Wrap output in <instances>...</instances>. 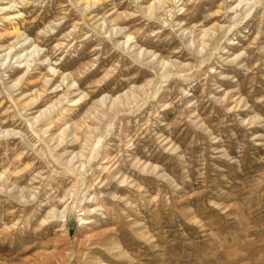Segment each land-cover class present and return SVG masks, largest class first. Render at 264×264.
Returning a JSON list of instances; mask_svg holds the SVG:
<instances>
[{"label":"rangeland","instance_id":"374dc122","mask_svg":"<svg viewBox=\"0 0 264 264\" xmlns=\"http://www.w3.org/2000/svg\"><path fill=\"white\" fill-rule=\"evenodd\" d=\"M17 1V19L0 14V264H264V0L238 12L237 0H102L92 14ZM16 21L44 64L17 62L21 43L2 50ZM51 65L58 87L44 82ZM64 72L69 97L87 100L31 120L67 91ZM119 96L124 108L107 109Z\"/></svg>","mask_w":264,"mask_h":264},{"label":"bare ground","instance_id":"6f19581e","mask_svg":"<svg viewBox=\"0 0 264 264\" xmlns=\"http://www.w3.org/2000/svg\"><path fill=\"white\" fill-rule=\"evenodd\" d=\"M1 1V0H0ZM2 1H4V0H2ZM77 1V4H80V3H82L81 5L82 6H84L83 7V9L84 10H86V11H89V14L91 13H93L94 12V8H97V6L99 5V4H101V2H103L102 0H76ZM173 3L176 1V0H171ZM238 1V3H237V5L236 6H231L230 7V10L232 11L233 9H235V12H238V9H239V6L243 3V2H245V1H247V3L246 4H248L251 0H237ZM21 2H24V0H22ZM169 2V0H155V2L153 3L154 5L157 3L158 5L156 6L157 8H156V11H157V9H161V8H163L165 5H166V3H168ZM5 3H7L6 5H0V14H2V16H3V19H7V21L8 20H12V19H17L19 16L18 15H20L21 14V10H15V8L17 7V4L19 3L17 0H10V1H8V2H5ZM250 4V3H249ZM81 5H79V6H81ZM230 6V5H229ZM14 7V9L12 10V8ZM152 7H153V5H152ZM243 8V7H242ZM148 9L150 10L149 11V14L152 12V10H151V6H148ZM155 9V8H154ZM170 10V9H169ZM153 12H155V11H153ZM146 14V13H145ZM154 14V13H153ZM133 15V14H132ZM135 15V14H134ZM149 16V15H148ZM13 17V18H12ZM1 20V19H0ZM111 22H112V20H110ZM113 22H114V25H113V27L110 29V32H111V34H113L114 33V31H115V35L116 34H118V33H126L125 32V30H126V28H123V27H121V26H119L118 24H115V20H113ZM13 23V22H12ZM106 23V21L104 20L103 21V24H105ZM216 23V22H215ZM218 24V23H217ZM217 24H213V25H211V27H208V28H206V29H203V36H202V38L201 39H199V41H201L202 43H201V45H202V49L204 48V46L207 44L205 41H204V37L205 36H210V35H213L214 33H215V31H214V28H215V26L217 27ZM220 26V25H219ZM75 27V26H74ZM73 27V28H74ZM219 28V27H218ZM9 32H8V34H15V37H16V40H15V42H12V44H10V45H8V47H6V48H3L2 50L3 51H5V50H9V51H11V50H13L14 48H16V46L18 45V44H20L21 43V47L23 48L21 51H17L16 50V53L15 54H13L12 55V57L13 56H18L19 58L18 59H20L21 57H23V56H25L22 60H17V62H19L20 64H22L23 62H25L26 61V64L27 65H30L29 64V62L30 61H34V62H36V61H42L41 63L42 64H44V62L46 61V59H47V56L46 55H41L40 56V53H38V58H35V56H32L33 57V59L32 60H30V59H28V56L29 55H34V54H32L33 53V51H37L38 50V47H39V45H35L34 43H31V42H29V34L26 36V37H24V38H22L23 36H24V32H22V28H21V26H19V22L18 21H16V22H14L13 24H12V27H11V29H9L8 30ZM48 31V30H47ZM202 32V31H201ZM41 33H46V31H45V29L44 30H41ZM68 33V32H67ZM132 33V32H131ZM69 35V34H68ZM64 37V36H63ZM73 37V36H72ZM126 37H127V40H125L124 41V44H125V46L126 47H128V49H130L131 47H137V46H139L138 44H134V45H132L134 42H131V43H129V45H127L128 44V42L130 41V39H132L133 38V36H132V34H126ZM125 37V38H126ZM211 37V36H210ZM220 40V39H219ZM193 42V41H192ZM194 43V42H193ZM192 43V44H193ZM0 47H4V46H0ZM60 47V46H59ZM58 47V48H59ZM56 48V47H55ZM125 48V47H124ZM139 49H143V47L142 46H139ZM39 51V50H38ZM37 51V52H38ZM147 51V53L146 54H151L152 52L151 51H149V50H147L146 48H145V50H144V54H143V52L141 51V52H137L136 53V56L139 58L140 57V54L142 53L143 54V56H142V58L144 57V55H145V52ZM199 52H202V50L200 49V50H198ZM156 55L157 54H155V53H152L150 56H154V57H156ZM240 56V54L238 55V56H235V58H237V57H239ZM5 59V58H4ZM53 59V58H52ZM152 60V59H151ZM154 58H153V60L152 61H150V63L152 62H154ZM159 61H161V65H162V67H164L165 66V68H166V66H167V64L169 63V61L168 60H166V59H158V60H156V62H154V64L156 65L157 64V62H159ZM39 63V62H38ZM59 63H61V62H59ZM56 64H58V63H56ZM182 64V63H181ZM25 66L26 65H24L23 66V68H25ZM160 67V66H159ZM167 68H168V66H167ZM16 70H18V69H16ZM15 70V71H16ZM32 70V69H31ZM28 71V70H27ZM24 72L22 75H20L15 81H14V83L13 84H11L10 85V87H12L13 86V88H14V86L15 85H17V84H19V82L21 83V80H28L29 79V73L28 72ZM49 74H47L46 76H44V82H45V84H46V86L47 85H49L50 87L49 88H52V87H54L55 85H56V79H57V77H59V75H57V68H54L53 67V65H51L50 66V70H49ZM88 72V71H87ZM30 75H31V73H30ZM69 75H70V73H68V72H64L63 73V76H62V80H61V83H60V86H63V88H62V90L63 89H65V87H64V82H65V80H67L66 81V83L67 84H65V85H67V91L66 92H64V93H62V95H61V97L60 98H58L57 100H55V102H53L50 106H48V107H46L45 109H43L41 112H40V114L39 115H37V116H33L32 118H31V120H34V119H36V121L37 122H44V121H46V120H49L51 117H49V115H51V114H53V112H55L54 111V109H55V106H57V103H62V101L63 100H67L68 99V101H70V102H72L73 104H71V106L72 105H77L78 103H79V101H81V100H83V102H85L86 100H87V97H89V94H86V93H84V92H82L81 94H79V97L77 96L76 98H71V97H69V95L70 94H68V93H71V92H68L69 91V86H71V88H73L72 87V85H73V79L72 80H68L69 79ZM49 76H51L50 78H49ZM72 82V83H71ZM57 87H58V85H56ZM56 87V89H54L53 91L55 92V93H57V94H60L61 93V90H57L58 88ZM70 88V89H71ZM81 88H80V86L78 87V88H75L74 90L75 91H79ZM45 91H47V89H45ZM129 92V91H128ZM54 93V94H55ZM43 95H45V92L42 90H37L36 91V94L35 95H33L30 99H28L27 101H26V99L24 100L25 102H24V104L22 105L23 107V109L24 108H26V107H31V106H33V105H35V103L36 102H38L37 101V99H38V97H42ZM73 95V94H72ZM121 96V95H120ZM120 96L119 97H116V98H113L112 100H110L111 101V104L110 105H108V104H106V107H107V109H110V110H112V109H115V108H117V109H120L121 107H123L124 108V106H125V103H124V101L120 98ZM22 98H23V96H21ZM24 97H25V95H24ZM29 97V96H28ZM108 97V95H104L101 99H98L97 101H96V103H101L103 106H104V104H105V101H106V98ZM62 98V99H61ZM119 98L122 100H119ZM39 100V99H38ZM44 100V99H43ZM67 101V102H68ZM127 104H130V103H127ZM97 106L96 105H93L91 108H94V110H96L97 108H96ZM105 107V106H104ZM21 108V109H22ZM26 110V109H25ZM56 110H57V108H56ZM64 110V109H63ZM58 111V110H57ZM109 111V110H108ZM95 112V111H94ZM97 112V111H96ZM35 113V112H34ZM102 113V112H101ZM62 114V113H61ZM69 114V113H68ZM90 114H92V113H90ZM45 117V120H43L42 119V117ZM93 116V115H92ZM91 116V117H92ZM46 117H48V119L46 118ZM55 120V119H54ZM73 123V122H72ZM35 124V123H34ZM68 126H69V124H68ZM35 128V127H34ZM49 129H50V127H48ZM79 129V128H78ZM39 131H41V132H44L45 133V131H47V127H41L40 129H39ZM92 131H94V129L92 130ZM96 131V130H95ZM8 133L9 132V129H4V130H2V128H0V133H2V134H4V133ZM10 132H15V130L14 129H12V130H10ZM20 132V131H19ZM18 131L16 132V134L17 133H19ZM73 132H75V131H73ZM14 134V133H13ZM20 134V133H19ZM70 135V134H69ZM48 137V136H47ZM73 138H75V139H77V134H75V135H73ZM53 139V138H52ZM66 140H67V138H66ZM58 141H60V144L63 142V141H65L64 140V138H60L59 137V139H58ZM66 142V141H65ZM83 152V151H82ZM97 152H100V150L98 149V151ZM79 152L78 153H75L74 155H73V157L70 159V160H68L69 162H72V161H74L78 156H79ZM98 154V153H97ZM80 156H83V154H81ZM96 156H98V155H96ZM110 158V157H109ZM135 158V157H134ZM111 160V159H110ZM134 160V159H133ZM132 160V161H133ZM131 161V162H132ZM105 162V161H104ZM143 162V161H142ZM141 162V163H142ZM67 163V162H66ZM138 163V162H137ZM68 164V163H67ZM85 164V162L82 160V162H81V164H80V166L79 167H81L82 165H84ZM108 164V163H107ZM110 164V163H109ZM134 164V163H133ZM78 167V168H79ZM145 167H147V165L145 166ZM144 167V168H145ZM156 167V166H155ZM154 167V168H155ZM106 168V167H105ZM112 168V167H111ZM123 169V168H122ZM131 171V170H130ZM116 172V171H115ZM117 172H120V169H118L117 170ZM125 173V172H124ZM118 174V173H117ZM1 175L2 174H0V179H1ZM122 175L124 176L125 174H123L122 173ZM125 179H126V177H125ZM122 183H124V181L122 182ZM2 185V184H1ZM117 188V187H116ZM97 201V200H96ZM69 208H70V206L68 205V206H66L64 209H62V210H58L57 212L58 213H56L54 210H52L51 212L52 213H54L53 215H54V217H58V218H61V219H65L66 218V214H67V212L69 211ZM97 209V208H96ZM96 209H94L95 211H96ZM99 209V208H98ZM54 211V212H53ZM90 211H93V210H89V212ZM52 215V216H53ZM80 220H84L83 218H80ZM85 221H87V220H85ZM83 223V222H82ZM86 223H90V221L89 222H86Z\"/></svg>","mask_w":264,"mask_h":264}]
</instances>
